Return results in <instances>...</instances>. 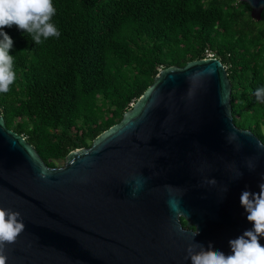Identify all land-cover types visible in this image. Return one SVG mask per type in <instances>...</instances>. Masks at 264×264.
I'll list each match as a JSON object with an SVG mask.
<instances>
[{
  "label": "water",
  "instance_id": "water-1",
  "mask_svg": "<svg viewBox=\"0 0 264 264\" xmlns=\"http://www.w3.org/2000/svg\"><path fill=\"white\" fill-rule=\"evenodd\" d=\"M242 1L262 18L264 0ZM231 96L216 56L161 68L119 122L56 166L0 113V207L25 224L7 264H191V243L230 255L229 241L253 227L240 196L264 181V142L236 125Z\"/></svg>",
  "mask_w": 264,
  "mask_h": 264
},
{
  "label": "trees",
  "instance_id": "trees-1",
  "mask_svg": "<svg viewBox=\"0 0 264 264\" xmlns=\"http://www.w3.org/2000/svg\"><path fill=\"white\" fill-rule=\"evenodd\" d=\"M59 38L35 44L16 26V79L0 93L9 128L50 166L119 122L161 68L183 66L210 49L232 82L233 120L264 142V10L242 0H53ZM2 39V37H0ZM185 227H193L182 218Z\"/></svg>",
  "mask_w": 264,
  "mask_h": 264
},
{
  "label": "clouds",
  "instance_id": "clouds-1",
  "mask_svg": "<svg viewBox=\"0 0 264 264\" xmlns=\"http://www.w3.org/2000/svg\"><path fill=\"white\" fill-rule=\"evenodd\" d=\"M55 15L53 0H0V93H8L16 79L14 57L9 54L14 42L3 29L16 26L30 35L35 44H42L50 38L60 37L59 29L52 22ZM255 96L258 102L264 103V87L258 88ZM227 139L229 143L237 141L236 132L230 133ZM239 147L237 145V149ZM259 147L264 149V144H259ZM254 167L253 164H248L249 170ZM242 175L239 173L238 177ZM40 178L47 179V173L42 171ZM205 183L215 185L217 181L209 179ZM141 187L142 181L136 179L133 197ZM168 203L171 210L179 212V200L173 198ZM240 203L253 227L229 241L231 254L211 250V244L205 249L201 244L191 243L185 259H190L191 264H264V245L260 243V237H264V181L259 184L257 193L243 191ZM24 230L25 224L20 212L0 207V264H7L8 246L16 243Z\"/></svg>",
  "mask_w": 264,
  "mask_h": 264
},
{
  "label": "built area",
  "instance_id": "built-area-1",
  "mask_svg": "<svg viewBox=\"0 0 264 264\" xmlns=\"http://www.w3.org/2000/svg\"><path fill=\"white\" fill-rule=\"evenodd\" d=\"M205 52H206L205 57H215V53L212 50L206 49Z\"/></svg>",
  "mask_w": 264,
  "mask_h": 264
},
{
  "label": "rangeland",
  "instance_id": "rangeland-1",
  "mask_svg": "<svg viewBox=\"0 0 264 264\" xmlns=\"http://www.w3.org/2000/svg\"><path fill=\"white\" fill-rule=\"evenodd\" d=\"M64 163V161L63 162H61V163H59V165H62Z\"/></svg>",
  "mask_w": 264,
  "mask_h": 264
},
{
  "label": "flooded vegetation",
  "instance_id": "flooded-vegetation-1",
  "mask_svg": "<svg viewBox=\"0 0 264 264\" xmlns=\"http://www.w3.org/2000/svg\"><path fill=\"white\" fill-rule=\"evenodd\" d=\"M193 229H195V226L193 225V227H192Z\"/></svg>",
  "mask_w": 264,
  "mask_h": 264
}]
</instances>
